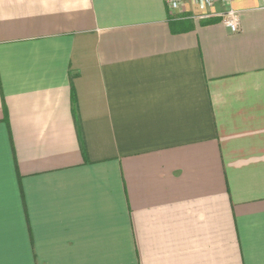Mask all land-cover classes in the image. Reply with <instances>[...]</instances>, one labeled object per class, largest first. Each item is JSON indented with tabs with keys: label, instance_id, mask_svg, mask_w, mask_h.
<instances>
[{
	"label": "crops",
	"instance_id": "1",
	"mask_svg": "<svg viewBox=\"0 0 264 264\" xmlns=\"http://www.w3.org/2000/svg\"><path fill=\"white\" fill-rule=\"evenodd\" d=\"M0 264H264V0H0Z\"/></svg>",
	"mask_w": 264,
	"mask_h": 264
},
{
	"label": "built area",
	"instance_id": "2",
	"mask_svg": "<svg viewBox=\"0 0 264 264\" xmlns=\"http://www.w3.org/2000/svg\"><path fill=\"white\" fill-rule=\"evenodd\" d=\"M168 7L172 10L178 9L182 4L186 2H194L201 9L212 7L217 2L228 3L231 0H165ZM223 25L228 28L232 33L237 34L240 32V16L235 11H229L222 20Z\"/></svg>",
	"mask_w": 264,
	"mask_h": 264
},
{
	"label": "trees",
	"instance_id": "3",
	"mask_svg": "<svg viewBox=\"0 0 264 264\" xmlns=\"http://www.w3.org/2000/svg\"><path fill=\"white\" fill-rule=\"evenodd\" d=\"M219 21H220V19H218V18H209V19H206L205 21H203V23L204 24H213V23H216V22H219Z\"/></svg>",
	"mask_w": 264,
	"mask_h": 264
}]
</instances>
